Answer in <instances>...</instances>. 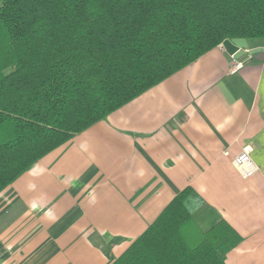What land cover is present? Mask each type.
<instances>
[{
	"label": "crops",
	"instance_id": "obj_1",
	"mask_svg": "<svg viewBox=\"0 0 264 264\" xmlns=\"http://www.w3.org/2000/svg\"><path fill=\"white\" fill-rule=\"evenodd\" d=\"M187 186L202 230L242 236L226 263L264 264V38L224 40L24 171L0 192V264H112Z\"/></svg>",
	"mask_w": 264,
	"mask_h": 264
},
{
	"label": "trees",
	"instance_id": "obj_2",
	"mask_svg": "<svg viewBox=\"0 0 264 264\" xmlns=\"http://www.w3.org/2000/svg\"><path fill=\"white\" fill-rule=\"evenodd\" d=\"M264 38V0H0V192L75 134L226 39ZM182 189L112 264H227Z\"/></svg>",
	"mask_w": 264,
	"mask_h": 264
},
{
	"label": "built area",
	"instance_id": "obj_3",
	"mask_svg": "<svg viewBox=\"0 0 264 264\" xmlns=\"http://www.w3.org/2000/svg\"><path fill=\"white\" fill-rule=\"evenodd\" d=\"M245 65V61L239 59L235 54L231 55L230 60V73H236L240 71ZM253 146L250 144L245 145L241 152L235 157L234 163L241 175L245 178L253 176L258 170L259 167L255 163L252 157Z\"/></svg>",
	"mask_w": 264,
	"mask_h": 264
}]
</instances>
